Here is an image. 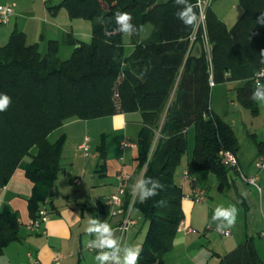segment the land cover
<instances>
[{"label": "trees", "instance_id": "obj_1", "mask_svg": "<svg viewBox=\"0 0 264 264\" xmlns=\"http://www.w3.org/2000/svg\"><path fill=\"white\" fill-rule=\"evenodd\" d=\"M209 2L204 24L211 44L210 63L203 52L198 58L190 55L193 44L200 43L201 29L190 44L189 36L196 28L186 27L176 18L180 6L175 0H60L58 6L71 18L91 22L89 43L75 45L71 55L61 59L55 44L41 53L36 44H26L24 35L14 31L0 47V95L11 98L7 110L0 112V188L23 158L31 157L30 163L22 164L33 183L28 199L31 219L38 216L41 204L53 198L49 193L61 168L64 138L51 142V132L71 119H95L118 111H139L142 116L134 175L142 173L141 178L158 179L163 185L158 195L144 202L134 197L133 206L148 224L138 264H162V255L171 248L183 220V193L174 172L188 152L189 127L194 134L190 169L212 173L217 188H226L228 169L220 152L235 154L237 141L231 127L211 113L209 75L214 85L244 81L240 100L256 110L249 97L256 73L264 69L260 63L264 26L256 20L264 13V0H239L242 14L230 28ZM118 11L130 13L138 28L152 27L147 38L140 39L142 31L131 36L134 49L129 55L124 51L123 34L115 31ZM196 11L199 15V9ZM32 148H36L34 154ZM261 153L264 142L259 144ZM130 199L129 190L126 203ZM18 230L17 214L3 208L0 251L19 238Z\"/></svg>", "mask_w": 264, "mask_h": 264}, {"label": "crops", "instance_id": "obj_2", "mask_svg": "<svg viewBox=\"0 0 264 264\" xmlns=\"http://www.w3.org/2000/svg\"><path fill=\"white\" fill-rule=\"evenodd\" d=\"M59 2L60 0H0V4H14L13 15L6 24L0 25V47L8 43L14 31L24 35L26 44H36L41 53L47 52L49 46L55 44L57 56L61 59H67L75 45L89 43L91 22L83 18H71L63 6H58ZM212 10L219 15L215 8ZM223 13L222 11L218 18L225 17ZM229 23H224L227 28L232 25V22ZM151 32L152 27L146 34L150 35ZM123 40L131 47L126 53L129 55L134 49L131 37L123 35ZM243 84L244 81L231 80L213 85L210 88L209 107L212 115L231 127L237 141L235 156L239 169L243 175L255 177L256 182L260 183L259 188L264 190V169L260 170L256 166L259 144L264 142V125L251 133L256 147V169H252L249 164L245 166L241 163L238 138L232 126L215 112L218 111L215 104L214 109L212 105L216 98L213 90L218 86L235 90L238 102L243 105L239 96V89ZM174 93L175 91L171 94V100ZM254 105V116L264 115V104L254 102ZM77 120L82 119H71L51 132L57 134L56 138H64L61 168L54 184L53 196H50L53 198L40 205V208L47 206L48 219L39 230L31 231L28 227L31 219L28 199L33 192V183L27 178L22 164L30 163L31 157L23 158V163L14 170L8 183L0 188V211L8 207L17 214L19 224V238L1 249L0 264H98L95 260L98 251L85 249L86 241L94 238L86 233L88 221L94 217L110 224L122 245L141 247L144 242L148 224L146 221L141 222V229L135 233L139 215L135 218L132 216L134 209L142 216L133 206L135 195L132 185L138 180L134 175L137 149L120 147L123 140L136 143L143 125L141 113L118 111L113 115L93 119L91 122H97L93 125H89L86 120L83 127ZM92 135L99 137L95 152H91ZM85 137L89 138L87 156L78 150V145ZM35 152L36 148H32L31 154ZM189 156L188 153L187 160L182 159L181 165L176 167L174 180L183 193V221L197 232L176 230L171 248L162 255V264H264V235H261L264 230V191H258L255 186L243 182L239 172L229 167L224 158L228 169L227 186L224 190H219L212 173L190 169ZM187 167L197 177V185L205 191L206 199L203 202H193L185 197L190 192L189 182L182 177ZM231 169L236 177L229 174ZM119 171L131 175L124 185L126 195L131 191V199L126 203L124 195L119 206L122 212L113 213L117 207L109 202V197L116 191L118 183L115 175ZM236 178L246 187L241 189ZM230 205H235L238 209L237 220L234 227L229 229L230 235L223 236L215 230L212 217L218 206L227 208ZM127 215L132 217L134 223L121 235L120 226Z\"/></svg>", "mask_w": 264, "mask_h": 264}, {"label": "clouds", "instance_id": "obj_3", "mask_svg": "<svg viewBox=\"0 0 264 264\" xmlns=\"http://www.w3.org/2000/svg\"><path fill=\"white\" fill-rule=\"evenodd\" d=\"M206 0H197L196 4L189 3V0H175V4L180 6L176 12V18L181 21L186 27L196 28L202 16L198 15L196 9H200L202 13L204 10ZM257 23L264 26V13H260L257 17ZM115 22L118 26L115 31L122 33L127 37L143 30L132 23V16L130 13L116 12ZM110 34V33H109ZM261 64H264V51L261 53ZM264 69L256 73L255 88L251 91L249 99L258 103L264 104ZM211 81V77H210ZM11 98L6 94L0 95V112L6 111L10 106ZM163 189V185L158 179L140 178L132 185L133 194L144 202L159 194ZM258 191H264L257 189ZM163 205V201H161ZM238 215V209L235 205H230L225 208L218 206L214 210L212 221L215 223V230L218 232H225L227 229L234 227ZM86 233L93 239L86 241V246L92 249H97L98 252L95 260L98 264H138L139 256L142 248L139 246L122 245L119 237H116L114 230L106 221H101L98 218H90Z\"/></svg>", "mask_w": 264, "mask_h": 264}, {"label": "rangeland", "instance_id": "obj_4", "mask_svg": "<svg viewBox=\"0 0 264 264\" xmlns=\"http://www.w3.org/2000/svg\"><path fill=\"white\" fill-rule=\"evenodd\" d=\"M209 5L211 6V8H215L218 12V16H221L222 11L224 12L223 14L225 15V17H220L219 19L226 24H230L229 22H232L231 24L233 25L236 20L239 18V16L242 14V6L239 2V0H211L209 2ZM221 10V11H220ZM223 15V16H224ZM231 25V26H232ZM148 29H151V25L150 24H146L143 27V30L140 34V39H144L147 38L149 35L146 34V32L148 31ZM148 35V36H147ZM123 44H124V51L125 53H127L131 47L130 45L125 42V40H122ZM123 67H125V65L123 64ZM122 75L120 76L117 85L120 83ZM116 85V86H117ZM215 92L216 98L214 99L212 105H213V109H214V104L215 107L218 111H215L218 115H220L221 117H223V119L228 122L237 138H238V142H239V146H240V150L238 152L239 155V159L241 161L242 164L246 165H250L252 169H256L254 166V156L256 153V147H255V142L254 139L252 138L251 133H254L255 130H259L258 128H261L262 125H264V115H258V116H254V114L252 113V109L248 108L246 106L241 105L237 98H236V93L235 90H232L229 87L226 86H218V88H214L213 90ZM117 93V91H116ZM117 95V94H116ZM80 121V122H78ZM82 121V122H81ZM86 120H77L76 122L80 125V126H84L86 123ZM89 121V125H93L96 124L97 122H91L93 121V119L91 120H87ZM158 130L156 131V135L154 137L153 140V144L156 142V138L158 136ZM258 134H260V131H258ZM57 134H51L49 136V140L51 142H54L56 139H58L59 137H57ZM187 140H188V152L183 156L182 159L187 160V154L190 153V150L193 146V138H194V134H193V129L190 128L189 131L187 132ZM91 143L90 145L92 146V151L91 152H95V145H97L99 143V137L98 135H92L91 136ZM28 156H26L27 158ZM181 159V162H182ZM178 164L177 166L181 165ZM243 165V166H244ZM142 174V173H141ZM141 174L137 175L136 178L139 179V177L141 178ZM229 174L233 177H236L234 175L233 170L231 169L229 171ZM247 177V175H246ZM236 183L238 185H240V188H244L246 186L242 185L240 183V180H237L236 178ZM258 185L260 184L259 182H256ZM45 208H47V206L45 205ZM136 215H139V219L138 220V225L137 227H135V233H137L140 229H141V222L143 223L144 219L143 217L140 215V213L134 209L133 212V217L135 218ZM132 218V217H131ZM145 223V221H144ZM146 225V224H144ZM127 233V232H126Z\"/></svg>", "mask_w": 264, "mask_h": 264}, {"label": "built area", "instance_id": "obj_5", "mask_svg": "<svg viewBox=\"0 0 264 264\" xmlns=\"http://www.w3.org/2000/svg\"><path fill=\"white\" fill-rule=\"evenodd\" d=\"M208 2H209V0H206L204 10H205L206 6L208 5ZM204 10L201 13L200 9H199V15L202 16V19H201L199 25L196 27L195 31L189 36V40H190V44H193V42L195 41L196 36H197V30L200 28L201 29L200 44L202 47V52L204 53L207 61L210 63L211 62V44L209 42L208 35H207L206 30H205ZM13 13H14V4H0V25L6 24L9 21L10 17L13 15ZM210 77H211V81H210ZM255 81H256V75L254 78V82ZM262 82H264V80H262ZM213 85H214V81L212 79V75L210 74L209 75V86L212 87ZM120 147L121 148L136 147V143L130 142L128 140H123L120 143ZM78 150L84 156H87L89 154V138L88 137H85L83 142L80 145H78ZM220 153H221L222 157L224 158L226 164L229 167L234 168L239 172L240 178L243 182H245L247 184H251L258 189L259 185L256 183V178L255 177H246L245 175H243V173L239 169L238 161H237L235 154H233L231 151H228V150L221 151ZM256 166L260 170L264 169V153L259 154V156L257 157ZM130 177H131V175L129 173H126L123 171H119L115 175V179L118 183L117 188H116L115 193H113L109 197V202L113 206L117 207L114 209L113 213H121L122 212V210L119 206L121 205L122 197L125 194V186H124L125 182L127 180H129ZM182 177H183V179L187 180L189 182V185H190V192L187 195H185V197L188 198L189 200L193 201V202L205 201V199H206L205 191L203 188H201L197 185L198 179L191 172V170L188 167L184 169V171L182 173ZM47 219H48L47 209L45 207L40 208L38 211V216L34 219H30V221L28 223V227L31 231H37L40 229L41 225L47 221ZM133 223L134 222L132 221L130 216L127 215L124 218L123 223L120 226L121 235L125 232L127 227L129 225H132ZM177 230H181L185 233L197 232L196 229L187 225L183 220H181L179 222V224L177 226ZM230 233L231 232L229 229L225 230V232H218V234L223 235V236H229ZM261 235H264V230H262ZM85 249H87L88 251H91V252L97 250V249L89 248L86 245H85Z\"/></svg>", "mask_w": 264, "mask_h": 264}, {"label": "water", "instance_id": "obj_6", "mask_svg": "<svg viewBox=\"0 0 264 264\" xmlns=\"http://www.w3.org/2000/svg\"><path fill=\"white\" fill-rule=\"evenodd\" d=\"M201 54H202V47H201V44H200L199 42H195V43L193 44L192 50H191V52H190V55H191L192 57H196V58H198V57L201 56ZM49 196H53V192H52V191H50Z\"/></svg>", "mask_w": 264, "mask_h": 264}]
</instances>
